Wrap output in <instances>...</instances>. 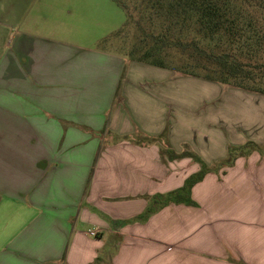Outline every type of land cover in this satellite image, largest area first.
<instances>
[{"label":"crops","instance_id":"crops-1","mask_svg":"<svg viewBox=\"0 0 264 264\" xmlns=\"http://www.w3.org/2000/svg\"><path fill=\"white\" fill-rule=\"evenodd\" d=\"M108 3L0 0V264H264V254L235 245L246 239L240 229L250 213H264V158L253 173L249 159L233 166H243L237 189L260 197L257 210L242 206V224L219 216L234 209L228 204L209 222L172 221L185 204L128 222L146 207L144 195L178 188L199 169L188 157L164 162L156 144L131 135L166 129L174 150L187 144L207 164L243 142L223 130L215 134L221 146H212L211 124L187 125L198 103L181 110L184 75L100 46L123 25ZM224 181L207 174L191 196L226 190L216 201L226 200L232 180Z\"/></svg>","mask_w":264,"mask_h":264},{"label":"trees","instance_id":"trees-1","mask_svg":"<svg viewBox=\"0 0 264 264\" xmlns=\"http://www.w3.org/2000/svg\"><path fill=\"white\" fill-rule=\"evenodd\" d=\"M114 2L124 9L119 0ZM134 7L146 15L134 21L138 35L127 59L168 68L174 75L264 94V0H141ZM142 19L147 23L142 24ZM129 139L139 145L156 144L164 162L190 157L201 168L178 188L144 195L146 207L128 222H144L168 204L196 205L191 188L210 168L187 144L174 150L166 129L158 135L136 132ZM252 147L258 146L250 141L229 146L219 163L231 165Z\"/></svg>","mask_w":264,"mask_h":264},{"label":"rangeland","instance_id":"rangeland-1","mask_svg":"<svg viewBox=\"0 0 264 264\" xmlns=\"http://www.w3.org/2000/svg\"><path fill=\"white\" fill-rule=\"evenodd\" d=\"M78 1H82V0H78ZM119 1L123 4L124 9H122L120 6H116L111 0H108L109 2L108 4L113 9V15L115 16V18L119 19V21L123 25L121 24L122 27L119 30L112 33L110 36L106 37V39H103L100 42V46L118 52L123 56H125L126 58H128L127 52L131 50L136 40V36L138 35L134 21L138 20L140 16L146 14L145 13L141 14V9L134 7L136 6V4H139L141 0H119ZM89 2H91V0H89ZM96 7L97 6L95 4H91L88 5L86 9L92 8V10H94V8ZM130 14L132 16V19H130ZM142 20H143L141 21L142 24L147 23L146 20L144 19ZM183 77L187 78L186 82L180 81L179 88L176 90V92L179 93L181 96L180 99L179 98L177 99V101L181 105H183L181 106V110L184 109V106L187 109L188 107H193L198 103V106H196L194 110V116H191L186 111L187 125H190V127L191 126L201 127V122L202 125H204L205 121L211 124L210 126L211 133H209L210 136L207 135L208 132L205 133L208 136V139L209 138L213 139L212 142H210L212 143V146L213 145L216 147L218 145L221 146L222 140L220 137H218L215 134L219 133L222 136L224 135L223 132L224 130L225 132L228 133L231 140L233 139V141L243 142L239 145L246 144L250 141L254 144H257L258 147H252V149L249 152L244 153L243 155L236 156V158L233 160V163L231 165H225L219 163L222 160H224L227 157V155L223 159H219L211 164H207L202 161L206 166L210 168V171H208L204 175V177L207 174L213 173L218 180L225 179L224 182L227 183L228 181L232 180L231 181L232 188L230 191L231 193L228 192L229 194L226 195L222 194L223 198L224 197L227 198L229 197V198L226 200L222 199V201H216L217 199L216 194H221L220 192H226V190H218L217 192H213L210 189L200 190L198 195V198L200 199L192 198L196 202V205H189L190 207H193L192 209L189 207L186 210L182 209V211H180L179 213L178 212L171 213L170 218L172 221L178 220V218L180 217L181 219L185 218L187 220H193V221L195 220V222L197 221L209 222L212 219L210 218L212 217L211 214L212 209L224 207L228 204L231 206V208L232 207L234 208L233 209L234 211L233 210L228 212L226 211L223 214H219V216L222 215L228 217L230 222H232L230 225L242 224V222H239L241 220L237 218V216L239 215L238 213L241 212L242 206L248 205L251 206V208L256 207L255 210H257L260 197L259 195L255 194V191L253 193L251 190H249L243 195L242 192L239 191V189H237L239 188L237 186L238 185L237 181H240V179H242L243 177L240 178V176H236L234 178L233 175L235 173H238L239 172L238 169L243 166L242 165H237L235 167L233 166L236 160L239 158H245V160L249 159L250 164L247 166V168L250 169L249 173H253L256 167L254 163L257 162L259 163V161L262 158H264V94L263 93L258 94L249 91L247 92L246 90L240 88L238 89L234 87L223 86L216 82H210L205 80L203 81L202 79L197 77H191V76L188 77L183 76ZM208 84H213V86H215L214 84H216L217 88H213V89L206 88L209 87V86H205ZM201 97L204 99L201 102H197L198 100L201 99ZM61 124L65 127L69 123L67 121H62ZM202 130L204 131V129ZM217 130H219V132ZM199 154L202 156V153L198 152V155ZM247 162L245 161L244 166L247 165ZM196 163L199 164V169H200L201 164L199 162ZM230 169H232L231 173H230ZM198 170L192 173H195ZM229 173L232 175L228 177ZM204 177L202 178V180L204 179ZM202 180H200L199 182H201ZM234 183L236 184L233 187ZM227 200L230 201V203H227ZM202 207L204 209H207L208 212L206 213L205 211L200 209ZM249 217L250 220H248L245 226H242V228L240 229L241 231H245L246 239L244 240L243 243H240L241 245L237 243H235V245L237 246L238 250L242 251V254H244L245 250L247 252L255 251V253L258 254L260 253L264 254V227H263L264 213L260 211L259 212L252 211ZM236 228L237 226L234 228V230ZM238 238L239 236L237 238L235 237V241H237ZM232 262L237 264V261L235 262L232 260ZM239 264H241V262Z\"/></svg>","mask_w":264,"mask_h":264},{"label":"built area","instance_id":"built-area-1","mask_svg":"<svg viewBox=\"0 0 264 264\" xmlns=\"http://www.w3.org/2000/svg\"><path fill=\"white\" fill-rule=\"evenodd\" d=\"M90 234H91V235H95V232H94V231H90Z\"/></svg>","mask_w":264,"mask_h":264}]
</instances>
